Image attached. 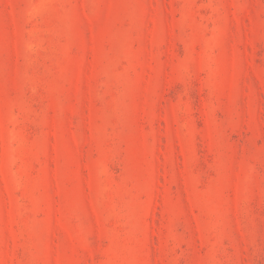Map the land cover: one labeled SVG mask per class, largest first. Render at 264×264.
<instances>
[{"label":"rangeland","instance_id":"obj_1","mask_svg":"<svg viewBox=\"0 0 264 264\" xmlns=\"http://www.w3.org/2000/svg\"><path fill=\"white\" fill-rule=\"evenodd\" d=\"M0 264H264V0H0Z\"/></svg>","mask_w":264,"mask_h":264}]
</instances>
